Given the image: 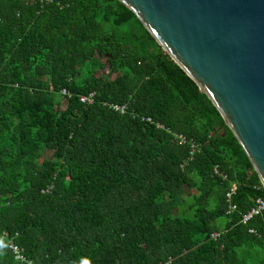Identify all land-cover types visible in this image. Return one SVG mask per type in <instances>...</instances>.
<instances>
[{
    "label": "trees",
    "instance_id": "obj_1",
    "mask_svg": "<svg viewBox=\"0 0 264 264\" xmlns=\"http://www.w3.org/2000/svg\"><path fill=\"white\" fill-rule=\"evenodd\" d=\"M257 198L236 137L134 12L0 0V264H264V213L241 223Z\"/></svg>",
    "mask_w": 264,
    "mask_h": 264
},
{
    "label": "water",
    "instance_id": "obj_2",
    "mask_svg": "<svg viewBox=\"0 0 264 264\" xmlns=\"http://www.w3.org/2000/svg\"><path fill=\"white\" fill-rule=\"evenodd\" d=\"M234 134L264 189V0H118Z\"/></svg>",
    "mask_w": 264,
    "mask_h": 264
},
{
    "label": "built area",
    "instance_id": "obj_3",
    "mask_svg": "<svg viewBox=\"0 0 264 264\" xmlns=\"http://www.w3.org/2000/svg\"><path fill=\"white\" fill-rule=\"evenodd\" d=\"M50 1V0H45ZM92 100L91 95H88L87 97H81L80 102H87L90 103ZM115 110H119L120 112L124 111V107H114ZM236 192V185L234 183H231L230 187L228 188L226 194H225V203L227 204L226 208V214H231L233 211L236 210V205L232 203V198L235 195ZM264 213V198H257L253 201L252 206L250 209L246 212V214L243 215L241 223L246 224L251 219L257 216H261ZM249 234L256 233L255 229H249ZM219 234H213V239L217 237ZM9 248L12 250L13 255L17 260L20 261V263H23V259L20 256V249L17 246L10 245Z\"/></svg>",
    "mask_w": 264,
    "mask_h": 264
},
{
    "label": "rangeland",
    "instance_id": "obj_4",
    "mask_svg": "<svg viewBox=\"0 0 264 264\" xmlns=\"http://www.w3.org/2000/svg\"><path fill=\"white\" fill-rule=\"evenodd\" d=\"M217 223H219V224H223V223H224V219H219V220L217 221Z\"/></svg>",
    "mask_w": 264,
    "mask_h": 264
}]
</instances>
